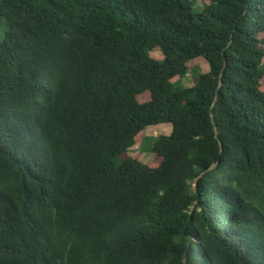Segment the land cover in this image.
I'll use <instances>...</instances> for the list:
<instances>
[{
    "label": "trees",
    "instance_id": "16d2710c",
    "mask_svg": "<svg viewBox=\"0 0 264 264\" xmlns=\"http://www.w3.org/2000/svg\"><path fill=\"white\" fill-rule=\"evenodd\" d=\"M196 3L0 0V264H264V0Z\"/></svg>",
    "mask_w": 264,
    "mask_h": 264
},
{
    "label": "rangeland",
    "instance_id": "374dc122",
    "mask_svg": "<svg viewBox=\"0 0 264 264\" xmlns=\"http://www.w3.org/2000/svg\"><path fill=\"white\" fill-rule=\"evenodd\" d=\"M210 0H197L196 9L199 10L205 3H208ZM4 29L0 27V42L3 39ZM156 58H163V55L159 51H154L151 53ZM189 73L185 78H175L173 80L175 85H182L183 87H190L195 84L196 78L199 74L207 72L209 70V64L204 57H197L191 60L189 63ZM262 89H264V79L262 80ZM150 93L148 91L138 95V100L144 102L149 100ZM172 131L171 123H161L156 125L148 126L143 134L141 141L136 143L130 148L127 154L124 157H138L145 164H151L153 160L158 156L156 153L150 150V145L152 139L160 134H170ZM119 160H122L120 156Z\"/></svg>",
    "mask_w": 264,
    "mask_h": 264
}]
</instances>
